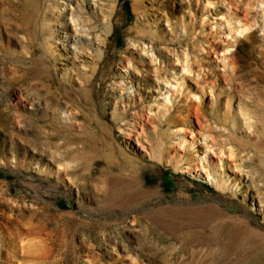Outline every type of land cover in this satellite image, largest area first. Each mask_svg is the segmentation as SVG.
Segmentation results:
<instances>
[{
    "label": "rangeland",
    "instance_id": "obj_1",
    "mask_svg": "<svg viewBox=\"0 0 264 264\" xmlns=\"http://www.w3.org/2000/svg\"><path fill=\"white\" fill-rule=\"evenodd\" d=\"M32 219L26 264H264V0H0V264Z\"/></svg>",
    "mask_w": 264,
    "mask_h": 264
},
{
    "label": "bare ground",
    "instance_id": "obj_2",
    "mask_svg": "<svg viewBox=\"0 0 264 264\" xmlns=\"http://www.w3.org/2000/svg\"><path fill=\"white\" fill-rule=\"evenodd\" d=\"M73 20L77 22L75 18H73ZM252 27V24L239 21V25H237L235 31L239 34H245L251 30ZM229 30L230 32L234 31L231 25ZM194 97L196 99L198 98L197 95H194ZM159 159L162 160V155L160 153ZM208 176L210 177V174H208ZM45 232L49 234L46 225L40 221L32 219L27 222H18L17 227L9 230L10 241L7 244L9 252L12 253V260H10L15 262V264H26V262L32 259L50 258V253L48 251L41 252L37 249L42 242L46 241L42 240V236Z\"/></svg>",
    "mask_w": 264,
    "mask_h": 264
}]
</instances>
